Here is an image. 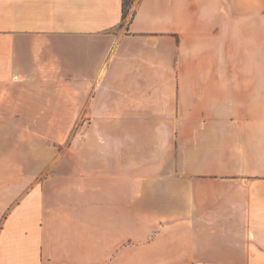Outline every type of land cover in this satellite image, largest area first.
<instances>
[{"label": "crops", "instance_id": "crops-1", "mask_svg": "<svg viewBox=\"0 0 264 264\" xmlns=\"http://www.w3.org/2000/svg\"><path fill=\"white\" fill-rule=\"evenodd\" d=\"M123 1L0 0V123L89 124L0 164V264H264V0Z\"/></svg>", "mask_w": 264, "mask_h": 264}, {"label": "rangeland", "instance_id": "rangeland-1", "mask_svg": "<svg viewBox=\"0 0 264 264\" xmlns=\"http://www.w3.org/2000/svg\"><path fill=\"white\" fill-rule=\"evenodd\" d=\"M131 12L132 9L127 19ZM222 14L225 15L224 10ZM260 61L252 60L254 66L261 65ZM88 127L89 124L86 123H0V164L4 165L7 161L22 162V154L25 155V163L36 165L39 162H58L65 156L68 157L72 145L81 143ZM7 151H13V159H6ZM46 175H51V172H46ZM12 188L0 184V195H3L0 199L10 194ZM5 205V202H0V208Z\"/></svg>", "mask_w": 264, "mask_h": 264}, {"label": "trees", "instance_id": "trees-1", "mask_svg": "<svg viewBox=\"0 0 264 264\" xmlns=\"http://www.w3.org/2000/svg\"><path fill=\"white\" fill-rule=\"evenodd\" d=\"M133 4H134V0L123 1V19L125 20V22L127 20V17L129 16V11L130 9H132Z\"/></svg>", "mask_w": 264, "mask_h": 264}]
</instances>
